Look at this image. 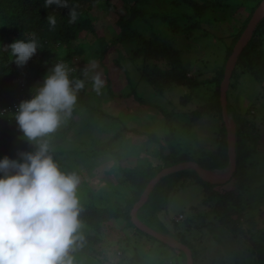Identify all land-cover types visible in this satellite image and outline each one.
Here are the masks:
<instances>
[{
  "label": "rangeland",
  "instance_id": "rangeland-1",
  "mask_svg": "<svg viewBox=\"0 0 264 264\" xmlns=\"http://www.w3.org/2000/svg\"><path fill=\"white\" fill-rule=\"evenodd\" d=\"M255 2L224 0L220 9L208 11L200 18L178 0H99L95 4L78 1L76 9L90 21L92 31H80L69 43L70 49L61 45L50 60L39 56L44 59L33 61L43 66L52 59L56 64L55 60H62L68 49L72 58L78 59L73 62L76 78L84 80L91 108L96 110L73 109L71 117L47 137L50 154L60 170L80 177L77 195L82 209L101 212L97 218L81 220L84 239L72 253L75 264H129L133 255L139 258L138 264H159L169 258L170 264H188L183 251H164L162 255L163 247L128 226L122 213L126 211L130 216L147 185L168 168L163 157H172L173 150L175 157L185 155L186 162L196 164L205 174L220 180L226 177L229 163L211 170L202 168L217 153L221 141H228L225 123L209 109L216 100L213 80L223 65L225 70L232 54L231 51L225 61L227 50ZM134 5L143 11L140 16L130 13ZM121 18L141 36L165 40L178 50L186 73L202 85L194 90L180 86H170L162 92L153 90L141 79L143 69L152 65L169 69L170 65L164 61L148 62L134 54L139 42L120 39ZM258 38L261 62L264 29ZM15 40L3 32L0 20V46ZM0 53L10 58L6 52ZM93 60L98 67L85 75L84 70L90 69ZM260 62L255 67L259 78L247 73L243 64H236L227 88L226 117L230 131L239 138L234 150L239 147L242 159L236 169L239 177L245 175L244 185L240 187L242 184L234 178L215 187L217 193H230L233 218L238 220L244 235H233L219 223L213 211L216 198L203 203L204 193L191 168L181 171L179 178L172 174L160 178L151 190L155 191L150 202L146 205V201L135 213L143 227L166 240L175 241L178 236L181 244L195 251L196 264H257L251 243L264 249V73L259 71ZM96 72L105 80L99 94L93 90L92 76ZM44 75L28 87L29 99L30 89L42 82ZM187 95H191L190 101L180 104V98ZM198 109L203 110L202 117H196ZM122 126L136 129L143 136L122 132ZM149 134L159 142L149 140ZM24 150L31 152L33 148L29 145ZM222 150L228 155L227 146ZM147 169L152 177L138 194L124 173ZM164 203L165 209L158 210ZM179 215H183L182 220L175 222Z\"/></svg>",
  "mask_w": 264,
  "mask_h": 264
},
{
  "label": "clouds",
  "instance_id": "clouds-1",
  "mask_svg": "<svg viewBox=\"0 0 264 264\" xmlns=\"http://www.w3.org/2000/svg\"><path fill=\"white\" fill-rule=\"evenodd\" d=\"M53 5L68 7V0H45V8ZM78 16L76 6L71 7L68 23H76ZM47 24L49 30H54L56 15L48 14ZM59 47L62 46L56 44L53 53ZM41 48L32 33L0 46V51L9 54V62L23 67ZM69 52L66 49V54ZM66 54L62 60L56 59V64L51 59L53 66L42 82L30 89L31 98L20 101L15 109L18 130L33 151H18L21 162L7 156L0 159V264H75L72 253L82 246V207L77 195L80 177L60 170L47 139L71 117L77 95L85 87L84 80L69 78L70 72L75 74L73 62L78 59ZM66 57L69 62L64 61ZM97 67L95 60L90 61V69H85L84 74ZM187 77L192 76L188 73ZM92 82L93 90L99 94L105 86L102 74L96 72ZM179 216L175 221L182 220L183 215Z\"/></svg>",
  "mask_w": 264,
  "mask_h": 264
},
{
  "label": "trees",
  "instance_id": "trees-1",
  "mask_svg": "<svg viewBox=\"0 0 264 264\" xmlns=\"http://www.w3.org/2000/svg\"><path fill=\"white\" fill-rule=\"evenodd\" d=\"M80 1V3H90L95 4L99 0H68V7L64 8H57L55 5L50 6L48 8L44 7L45 0H0V20L3 23V32L9 36H13L17 39H24L27 35L34 33L36 38L38 39L39 43L41 44L42 48L38 50L37 54L34 55L25 66L23 67H17L15 63L9 62L10 58H8L5 54L0 53V110L8 106V104L13 100L15 97L17 91H18V85H16L15 77L16 76H24L22 79V86L25 88L27 94L25 96V100L29 99L28 95V87L33 83L34 80H38L40 75L46 74L52 66L49 63H52L48 61L44 63V65H36L34 64L35 59H37L39 56H43L50 60L51 55L53 54V48L56 44L65 45L67 47H70V42L72 40H75L78 35L80 34V31L82 30H89L92 31V27L90 24V21L86 19L85 17L81 15V12L76 9V11L79 13L78 19L76 23L69 24L68 23V12L71 7L75 6L76 3ZM146 1V0H143ZM180 3L186 5L193 14H195L198 17H203L206 12L214 10V9H220L223 5L224 0H178ZM199 1L202 2V4L199 3ZM262 0H256L255 5L253 6L250 15L242 25L241 30L238 32V34L234 37V39L231 42L230 47L227 50V54L225 57V61L229 57L231 51L233 50L237 40L239 39L241 33L245 29L252 13L254 10L261 4ZM130 13L133 16H140L143 11L139 8V6L134 5L131 6ZM48 14L56 15L57 18V25L54 30H49V26L47 24V16ZM119 26L122 27V35H120V39L129 41V40H135L139 42V48H137L136 52L134 54L141 55L142 59L148 62L152 61H164L168 65H170L169 69H160L156 65H152L150 67H146L141 72V79L146 82L153 90L157 92H162L165 89H167L170 86H180V87H186L189 90H194L198 86L202 85L203 82H198L192 77H187V71L184 68V64L182 63V60L180 58V53L178 50L173 48L171 45H169L165 40H152L149 38H145L135 32L129 23L122 22V18L118 20ZM168 24H170L168 22ZM173 25V24H172ZM264 29V19L261 20V22L258 24L257 28L255 29L252 38L248 41L246 47L241 52L240 56L237 59L236 64H243L241 66H244V69L247 73L251 74L254 78H259L257 75V70L255 67L260 62L259 57V50H257L258 45H260V38H258L259 34L263 32ZM260 40V41H259ZM124 42V41H123ZM67 57L69 56V53L66 54ZM67 61L69 62L67 59ZM253 61V63H251ZM254 70H253V68ZM69 67V65H68ZM259 71L264 73V61L260 62V69ZM223 72H224V65L222 66L219 75L217 78L213 80V83L215 85L216 89V100L213 105L209 106V109L214 111V113L221 119V107L220 102L218 99V92H219V85L223 78ZM69 78L71 80L78 79L76 78V74L71 73L69 74ZM133 94V92H132ZM133 97L136 101L141 103V100L136 97V95L133 94ZM191 99V95L183 96L180 98V104L185 105L187 104ZM89 94L85 87L79 91L77 95V103L74 106L75 108H85L88 110H94L91 108L90 102H89ZM203 110H205L203 108ZM203 110H197L195 115L196 117H202L203 116ZM222 125V123H221ZM122 132L125 133H134L135 135L143 136L142 133H140L136 129H128L126 127L122 126ZM222 132V131H221ZM225 133V130L222 134ZM22 133L18 130V127L16 125V122L14 120V114L11 117L9 114H0V159L7 156L10 159H16L18 162L20 161V158L17 156L18 151H25L24 149L29 148V144L23 140ZM149 140H154L155 142H159V139L154 137L153 135L149 134L147 136ZM168 146L170 149V138L168 139ZM239 144V138L236 134L235 136V147ZM227 142L225 140L221 141V145L218 148L217 153L205 164L202 166L203 169L211 170L220 168L228 163V155L227 152L222 150L223 148H226ZM164 149H162L161 154L164 152ZM236 164L237 169L239 168L240 161L242 159V155L239 152V147L236 148ZM161 157V156H160ZM188 161L187 157L185 155H180L178 157H175V152L173 150V156L172 157H163V162L165 163L166 167L174 166L179 163H183ZM234 172L231 179H236L238 181V184H242L240 187H243L244 185V178L245 175L241 174V177L238 175V171ZM182 172L173 173L171 176L173 177H181ZM129 179H131L132 185L134 189L137 191V193H141L145 186L147 185V182L152 177V174H150L149 170H139V171H133L132 172H125ZM196 184L201 186L202 191L204 193L203 198L205 201L210 198H216V202L213 208L215 216L218 218L219 223L222 224L230 233L233 235L239 234L244 235V231L241 228L239 222L237 219H234V210L230 206V193H217L215 190V187L218 186L213 183H208L201 179L195 172L193 174ZM244 177V178H243ZM163 180H161L159 183H161ZM155 189V188H154ZM178 190V189H177ZM176 190V191H177ZM155 190L152 191L150 194V197L148 198L146 205L150 202L151 196L153 195ZM175 192V191H174ZM145 207V205H144ZM165 209V203L160 205L158 210L163 211ZM101 215V212L99 210H92L90 208H84L82 209V212L80 214V220L85 218H97ZM97 216V217H96ZM122 217L126 218L128 226L134 227L132 223L130 222V216L129 213L124 211L122 213ZM101 219H103L101 217ZM108 221V220H107ZM175 221V220H174ZM177 222V221H175ZM140 233V231H138ZM144 234V236L148 237L149 239L153 240L154 242L158 243L163 247L161 254L163 255V252L169 251L170 253L175 254L176 252H179L176 249L169 248L168 246L162 244L161 242L157 241L156 239L150 237L149 235ZM176 240L181 242L178 239V236L175 237ZM252 245V251L254 253L256 263L257 264H264V249L260 246L255 245L253 242ZM134 249V248H133ZM167 253V252H166ZM165 253V254H166ZM191 257L193 264H196V253L195 251H191ZM139 258L133 255L129 258V264H138ZM170 258L159 262V264H169Z\"/></svg>",
  "mask_w": 264,
  "mask_h": 264
},
{
  "label": "water",
  "instance_id": "water-1",
  "mask_svg": "<svg viewBox=\"0 0 264 264\" xmlns=\"http://www.w3.org/2000/svg\"><path fill=\"white\" fill-rule=\"evenodd\" d=\"M264 18V3L260 4L253 12L252 16L250 17L245 29L241 33L239 39L237 40L233 50L232 54L230 55L228 62L226 64L223 78L220 83L219 87V93H220V106H221V115H222V121L225 123L226 130H228V141H227V148H228V157H229V170L227 172L226 177L223 180H220L217 176L213 174H205L202 170H200L196 164L192 162H183L176 164L174 166H170L168 168H165L162 170L146 187L143 195L139 199V201L133 206V209L130 212V220L131 223L140 231L143 233L153 237L154 239L162 242L166 246L172 249H177L185 252L187 263H192V257L191 252L188 250V248L176 241H169L163 238L162 236L156 234L155 232L146 229L143 227L137 220L135 213L136 211L147 201L148 196L154 187V185L159 181L160 178H162L166 174H172L181 172L184 169L191 168L201 179L208 183L213 184H222L227 182L230 177L232 176L233 172L236 169V154H235V135L230 131V128L228 126L227 117H226V104H227V88L228 83L232 74L233 69L235 68L237 59L242 52L243 48L247 45L248 41L252 38V35L257 28L258 24L261 22V20Z\"/></svg>",
  "mask_w": 264,
  "mask_h": 264
},
{
  "label": "built area",
  "instance_id": "built-area-1",
  "mask_svg": "<svg viewBox=\"0 0 264 264\" xmlns=\"http://www.w3.org/2000/svg\"><path fill=\"white\" fill-rule=\"evenodd\" d=\"M24 77H25V75L15 77L16 85H18V91H17L15 97L13 98V100L9 103V105L0 111L1 114H6V113L7 114H14L15 109L18 106L19 102L22 100H25L24 98H25L27 92H26L25 88L22 86V79ZM179 218L181 219V216H179Z\"/></svg>",
  "mask_w": 264,
  "mask_h": 264
}]
</instances>
